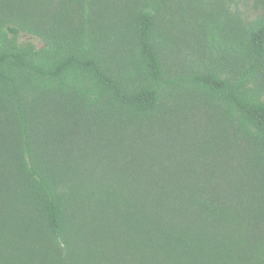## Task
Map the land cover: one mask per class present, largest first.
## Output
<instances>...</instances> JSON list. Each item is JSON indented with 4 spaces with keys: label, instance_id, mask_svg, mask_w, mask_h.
<instances>
[{
    "label": "trees",
    "instance_id": "obj_1",
    "mask_svg": "<svg viewBox=\"0 0 264 264\" xmlns=\"http://www.w3.org/2000/svg\"><path fill=\"white\" fill-rule=\"evenodd\" d=\"M205 1L240 29L228 73L169 78L154 4L118 51L129 68L87 30L37 51L0 24V264H264V239L253 253L190 151L164 150L182 86L216 98L264 153V0Z\"/></svg>",
    "mask_w": 264,
    "mask_h": 264
},
{
    "label": "rangeland",
    "instance_id": "obj_2",
    "mask_svg": "<svg viewBox=\"0 0 264 264\" xmlns=\"http://www.w3.org/2000/svg\"><path fill=\"white\" fill-rule=\"evenodd\" d=\"M152 4L162 41L160 58L169 78L231 71L232 61L223 48L240 29L224 7L209 6L205 0H0V24L18 27V44H32L37 51L60 44L66 35L75 40L87 30L112 46L119 67L129 68L121 58L117 61L118 51L125 49L141 12ZM259 85L264 100V71ZM178 89L182 106L168 115L164 130L159 128L168 135L164 150L182 161L190 151L195 167L210 178L228 209L241 216L254 253L264 239V153L237 121L223 117L216 98ZM251 262L256 264L253 258Z\"/></svg>",
    "mask_w": 264,
    "mask_h": 264
}]
</instances>
